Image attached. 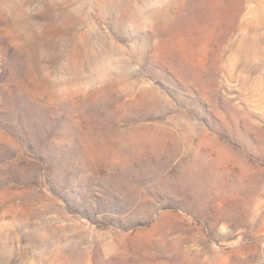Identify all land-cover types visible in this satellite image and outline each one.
<instances>
[{
	"label": "rangeland",
	"instance_id": "1",
	"mask_svg": "<svg viewBox=\"0 0 264 264\" xmlns=\"http://www.w3.org/2000/svg\"><path fill=\"white\" fill-rule=\"evenodd\" d=\"M0 264H264V0H0Z\"/></svg>",
	"mask_w": 264,
	"mask_h": 264
}]
</instances>
